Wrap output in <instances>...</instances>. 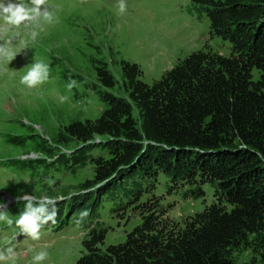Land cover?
<instances>
[{
	"label": "trees",
	"instance_id": "1",
	"mask_svg": "<svg viewBox=\"0 0 264 264\" xmlns=\"http://www.w3.org/2000/svg\"><path fill=\"white\" fill-rule=\"evenodd\" d=\"M190 1L207 15L210 33L227 39L231 53L193 51L151 84L140 79L136 63L121 60L127 99L110 92L116 81L98 66L97 91L106 107L93 120L69 122L50 146L66 145L68 137L79 142L74 167L84 164L89 148L108 149V158H90L93 176L82 189L106 191L127 173L161 171L174 184H197L185 197L202 196L200 184H212L217 201L177 230L159 227L158 203L148 201L141 224L123 242L103 251L107 230H91L75 264H233L227 249L264 227V0ZM96 137L106 139L92 142ZM40 148L68 162L64 153Z\"/></svg>",
	"mask_w": 264,
	"mask_h": 264
},
{
	"label": "rangeland",
	"instance_id": "2",
	"mask_svg": "<svg viewBox=\"0 0 264 264\" xmlns=\"http://www.w3.org/2000/svg\"><path fill=\"white\" fill-rule=\"evenodd\" d=\"M118 0H48L56 12L58 22L45 25L32 41L21 36L13 41L19 49V39H25L22 50L8 64L0 62V197H18L25 193L39 198L43 194L51 197L74 193L83 188L82 183L93 176L94 165L88 159L84 164L66 170V164H49L50 156L40 146H48L53 154L68 155L77 152L81 145L68 137L66 145H51L58 132L73 120L84 121L97 118L106 107L99 98L102 89L96 68L105 66L116 83L110 92L125 97L119 62L136 63L141 69L140 79L151 84L159 79L179 59L199 49L228 56L231 53L227 39L212 35L205 12L190 0H126L124 14H118ZM10 35V34H9ZM9 36L2 40H7ZM35 61L50 65L48 81L29 89L19 83L27 71L26 66ZM258 71L251 70L252 79L258 78ZM70 81L76 87L67 88ZM264 93V88H263ZM60 96L68 99L61 103ZM133 116L138 120V110L133 107ZM9 136L25 137L22 143L9 141ZM106 137H96L92 142H101ZM89 156L109 157L108 149L102 145L91 147ZM43 158L37 161L36 158ZM17 163L9 164L8 159ZM54 181L49 184L48 181ZM172 191L171 178L161 171L145 176L138 171L127 173L100 194L96 207L92 203L97 191L84 204L69 208V200L56 204L62 218L68 214L63 227L55 230L58 223L50 222L41 229V238L32 240L19 237V229L0 222V248L11 246L18 253L16 264H31L32 256L41 250L48 252L42 264H75L84 251L82 240L91 227L107 230L99 248L125 240L127 233L140 225L142 204L148 201L158 203L159 227L166 230L183 228L187 219L217 201L215 188L206 182L200 184L203 195H183L196 183L178 181ZM139 193V195H137ZM138 201L124 206L129 200ZM68 197V196H67ZM64 204V208L63 207ZM224 206L229 208L226 203ZM18 202L13 216L18 215ZM114 207H121L115 214ZM87 216L78 225L80 213ZM147 212V211H146ZM30 244V245H29ZM227 256L233 264H263L264 227L227 249Z\"/></svg>",
	"mask_w": 264,
	"mask_h": 264
},
{
	"label": "clouds",
	"instance_id": "3",
	"mask_svg": "<svg viewBox=\"0 0 264 264\" xmlns=\"http://www.w3.org/2000/svg\"><path fill=\"white\" fill-rule=\"evenodd\" d=\"M118 14H124L128 5L126 0H118L116 5ZM58 22L56 12L48 5V0H0V38L9 36L7 40L0 39V62L8 64L15 59L17 54L26 49L27 41L19 39L20 48L13 46V41L21 36V33L34 41L45 25H52ZM11 34V35H9ZM27 71L20 77L19 83L29 89L36 88L48 81L50 76V65L43 61H35L26 66ZM9 70V68H8ZM76 87L75 81H70L67 88L71 90ZM68 99L67 96H60L61 103ZM51 185L54 181L49 180ZM24 209L16 216H10L5 211L6 205L0 203V222L8 227L19 229L18 234H23L32 240L41 238V229L49 222L55 223L58 214L56 202L58 197H51L47 194L39 198L33 194L25 193L17 197ZM87 212L80 213V219L76 221L79 225ZM17 251L11 246L0 248V264H16ZM48 252L41 250L36 252L31 259V264H42L48 258Z\"/></svg>",
	"mask_w": 264,
	"mask_h": 264
}]
</instances>
